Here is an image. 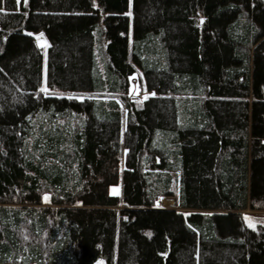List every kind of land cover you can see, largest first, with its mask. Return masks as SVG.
<instances>
[{
  "label": "trees",
  "instance_id": "obj_1",
  "mask_svg": "<svg viewBox=\"0 0 264 264\" xmlns=\"http://www.w3.org/2000/svg\"><path fill=\"white\" fill-rule=\"evenodd\" d=\"M100 10L0 0V263L264 264V0Z\"/></svg>",
  "mask_w": 264,
  "mask_h": 264
},
{
  "label": "rangeland",
  "instance_id": "obj_2",
  "mask_svg": "<svg viewBox=\"0 0 264 264\" xmlns=\"http://www.w3.org/2000/svg\"><path fill=\"white\" fill-rule=\"evenodd\" d=\"M110 2H108V4L110 5L108 7V9L106 10L107 12L102 11V3H98L97 0H94L95 5L99 6V9H101L100 11V16H102V14H106V13H127L128 16L131 18V16L133 15V10L136 4H139L140 0H109ZM259 10V9H257ZM129 13H131V15H129ZM256 24L258 25V23L256 22ZM131 31V28H130ZM129 31V33L131 34V32ZM36 37L40 36V34L42 33L41 31H35L33 32ZM43 34V33H42ZM39 44L44 45V48L47 44L46 38L42 37V39L37 40ZM136 73H133L130 75V82H131V86H130V95H135L139 98H143L146 94L150 93L151 91H149L148 89H141L138 84H137V79H136ZM110 191L112 192L113 189H118L120 190V185H112L110 186ZM47 196V195H45ZM45 196H44V201L47 203L48 200H45ZM163 196H167L168 199H166ZM163 196H159L157 195L155 197V204L156 205H160V206H172V207H176L179 210H182L183 212H187L189 211V208H185V207H181L180 206V202H179V198L177 195H163ZM48 197V196H47ZM243 214L245 216V218H249L247 219V221L249 223H255V222H262L264 223V209H253V208H247L243 210ZM0 264H12V263H0ZM33 264V263H32Z\"/></svg>",
  "mask_w": 264,
  "mask_h": 264
},
{
  "label": "snow or ice",
  "instance_id": "obj_3",
  "mask_svg": "<svg viewBox=\"0 0 264 264\" xmlns=\"http://www.w3.org/2000/svg\"><path fill=\"white\" fill-rule=\"evenodd\" d=\"M17 2L19 3L20 2V0H17ZM129 15H131V13H129ZM201 23H203V20H201ZM42 37H43V34L41 33L40 34V36H38V37H36V39L37 40H40V39H42ZM41 47H44V45H41ZM45 55H47V53H46V51H45ZM44 89H42V91H43ZM154 95V94H153ZM112 194H114V195H118L119 194V190L118 189H113L112 190ZM45 200L47 201L48 200V197L47 196H45ZM246 220L247 219H249V218H245ZM249 227H252L253 229L255 228V225L253 224V223H249Z\"/></svg>",
  "mask_w": 264,
  "mask_h": 264
},
{
  "label": "crops",
  "instance_id": "obj_4",
  "mask_svg": "<svg viewBox=\"0 0 264 264\" xmlns=\"http://www.w3.org/2000/svg\"><path fill=\"white\" fill-rule=\"evenodd\" d=\"M157 204V203H156ZM158 206V205H157ZM160 206V205H159Z\"/></svg>",
  "mask_w": 264,
  "mask_h": 264
}]
</instances>
